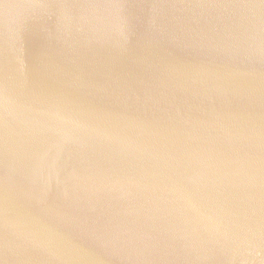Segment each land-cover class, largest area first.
Segmentation results:
<instances>
[{
  "label": "water",
  "instance_id": "obj_1",
  "mask_svg": "<svg viewBox=\"0 0 264 264\" xmlns=\"http://www.w3.org/2000/svg\"><path fill=\"white\" fill-rule=\"evenodd\" d=\"M0 264H264V0H0Z\"/></svg>",
  "mask_w": 264,
  "mask_h": 264
}]
</instances>
